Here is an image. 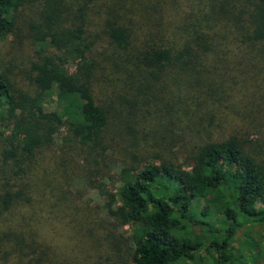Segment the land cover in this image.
Instances as JSON below:
<instances>
[{
  "label": "trees",
  "instance_id": "1",
  "mask_svg": "<svg viewBox=\"0 0 264 264\" xmlns=\"http://www.w3.org/2000/svg\"><path fill=\"white\" fill-rule=\"evenodd\" d=\"M187 1L0 0V264H92L102 244L107 264L264 259V238L236 237L264 223V0ZM159 126L186 163L154 148ZM118 164L110 222L76 185Z\"/></svg>",
  "mask_w": 264,
  "mask_h": 264
},
{
  "label": "rangeland",
  "instance_id": "2",
  "mask_svg": "<svg viewBox=\"0 0 264 264\" xmlns=\"http://www.w3.org/2000/svg\"><path fill=\"white\" fill-rule=\"evenodd\" d=\"M163 1H165L166 4H168V7H167L168 9L167 11L163 13L160 11L162 15H169L173 17L174 14H177V13L182 14L188 10L187 4L189 3L187 0H163ZM21 29L22 31L19 33V37L17 38V40H20L22 42V45L24 46L25 51H29L31 49V42L29 38L28 39L24 38L26 37L25 34L27 33V30L25 29L23 24H21ZM13 35L14 34L9 36L6 40H0V61H7L8 64L11 61H14L12 57L9 56L10 51L14 49L12 42L16 40V37ZM100 47H103V46H100ZM21 58H22L21 54L18 55L16 62L20 63ZM69 69L72 72L75 71L76 65L71 63V65L69 66ZM23 78L24 76L21 74L14 73L13 75V80L15 82L22 81ZM16 86L17 88L25 89L20 84H16ZM255 88L257 89L258 93H264V85H261L258 83L256 84ZM45 107L47 111L56 110V104L53 102L47 103ZM156 126L157 125H154V124L146 125V127L143 129L154 131L156 129ZM160 129H163V128L159 126V129L156 133L157 135ZM9 134L10 132L6 133V135H9ZM65 134H66V131L64 130H62L58 134L56 138V147H59L61 145L63 138L65 137ZM159 135L155 139L157 143L154 146V148H156V150L160 148L158 152L161 155H164L166 158L169 157L172 159H177L181 163H186L187 152L181 148L179 149L175 148L174 145H172L173 140L176 141V135L175 134L172 135L167 132V133H164L160 138H158ZM251 140H252V146H254V144H257L260 146V149L257 150L256 152L260 155H263L264 154V133L262 135L251 136ZM110 169L112 170L111 173H109L105 177L99 178L96 176H92L88 178L89 181H86L87 179H84V181L78 180V183L76 186L78 187L79 192L85 197L84 199L90 200L92 206H96L99 208L100 213L103 217H105L110 222L112 221L114 222V220L109 217L106 211L107 210L106 202H107L108 195L117 193V190L121 186L119 182V177L120 175H123L124 165L118 164L117 166H111ZM201 207L204 208V203ZM113 227H114V224H113ZM198 227L199 226H195V228H198ZM197 231H199V229ZM132 234H133V230L129 226H126L124 228L118 227L116 229V237H120L125 242L126 245L128 242H130ZM236 237H240L243 239H245V237H254V241H256V237L264 238V223H262L261 225L259 224L257 226L255 225L242 226L238 230ZM240 244H241V241H240ZM240 244L237 241L236 247L237 248L240 247ZM102 249H103V252H102L103 257L98 256L97 254L91 251L89 252L87 251V254H85V257L88 258L89 262L92 264H98L99 261H100V264H107L106 255L111 256L112 253L103 244H102ZM65 253L68 256L72 257V254H73L72 248L65 245ZM77 254L79 253H75L74 256ZM79 256L81 257L82 254H79ZM199 256H200V259L201 257H205V258L207 257V255L204 252H202ZM100 257H101V260H100ZM199 262L200 260L199 258H197L196 261L189 262L187 264H198ZM259 264H264V259H261Z\"/></svg>",
  "mask_w": 264,
  "mask_h": 264
}]
</instances>
